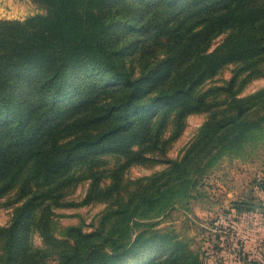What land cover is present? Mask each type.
<instances>
[{"label": "rangeland", "instance_id": "1", "mask_svg": "<svg viewBox=\"0 0 264 264\" xmlns=\"http://www.w3.org/2000/svg\"><path fill=\"white\" fill-rule=\"evenodd\" d=\"M149 1L157 0H0V54L22 50L1 61L18 69L14 99L24 90L29 110L45 92L54 103L47 110L55 108L48 113L64 115L71 97L87 98L63 130L37 144L40 155L57 159L63 152L69 165L53 160L46 175L11 182L6 173L19 169L22 146L13 140L5 150L0 228L17 229L15 245L23 243L39 264H60L61 254L73 250L75 264H264V95L235 121L227 90L231 84L237 98L264 90L262 73L250 76L257 60L264 71V56L244 61L232 46L236 34L253 37L257 24L250 20L264 22V0H164L157 8ZM210 2L213 9L204 11ZM176 57L185 60L182 74L192 71V90L185 85L168 99L159 88ZM146 86L144 97L130 100L133 89L142 94ZM200 97L203 104L178 121L183 104ZM140 105L145 119L124 130V107L139 117ZM82 122L88 133L74 135ZM26 123L16 135L0 128V138L29 137L37 124ZM103 131L110 132L101 142L86 143ZM56 136L73 150L56 146ZM54 186L55 193L42 195ZM5 236L1 231L0 264L7 263Z\"/></svg>", "mask_w": 264, "mask_h": 264}, {"label": "trees", "instance_id": "2", "mask_svg": "<svg viewBox=\"0 0 264 264\" xmlns=\"http://www.w3.org/2000/svg\"><path fill=\"white\" fill-rule=\"evenodd\" d=\"M67 1H75V0H67ZM160 2H164V0H157L154 3H152L151 1L148 2V4L150 3V5H152L153 7H159V3ZM76 3V2H75ZM213 9V2L207 3L204 7L203 10L204 11H211ZM74 13L78 16L79 14L76 12V9L74 11ZM147 10L144 12V19L140 21V26L141 28H145V26H147ZM264 15V13H261ZM259 16V15H258ZM225 20H222V22L224 23ZM251 22H255L257 25H253L252 29H251V33L253 35V37L251 39H249L247 41H242L240 39V37L238 38V35L236 34V38H235V43L233 46V48L236 50L237 53H239L241 56H246V58H244V61H246L248 58L252 59V58H257L258 56H264V22L260 21L258 19H252L250 20ZM83 27H84V32L87 33V27H90V23H88V21H83ZM236 29H238L239 32V36L242 33V28H240L239 26L236 27ZM232 31H236L235 28L233 27ZM22 52V50L20 49H12V50H7L4 51L3 53L1 52L0 54V128L1 129H11L14 130L13 134L16 135V131L18 130H24L26 127H23V125H21L22 120L23 119H27V125H30V121L31 122H35L34 126V132L26 138H13V137H9L6 139L0 138V163L3 159V156L5 155V150L12 147L11 143L13 142V140H17V144H20L22 147L19 150V162H20V167L17 171L10 169L7 173H6V178L11 181H19L20 179V175H27V176H31V177H38L35 175H40V174H47L48 171H46V164H51V162H54L53 160H56V163H60L61 165H69L71 163V160L68 156L64 155L63 152V157L62 154L59 155V157L56 159V157H49L48 154H44V155H40V153L38 152V148L40 147V145L37 144H42V142H48V137L50 135H52L53 133L58 134L61 130L64 129V126H62V123H64L65 121H67L69 118H71L74 115H78L79 113H81L83 111V103L87 100L86 97H83V100L80 98H75V100L72 102V97H71V101L69 102V105L67 106V108L65 109V113L64 115H60L57 112H55L54 114H49L48 110H52L55 109L53 107H50L47 110V104H49L50 106L53 105L54 103L51 101H48V98H50V100H52V96L48 97V95L45 94V92H42L41 95L37 101H35L34 103H32L29 108V110H24L23 106H24V102L22 100V97L20 95H22V93L24 92L21 91L19 89L18 91V97H17V101L14 99V94L11 95L10 93V86L11 83L13 81V78L16 76L18 69L15 67H11L8 66L6 68L2 67L1 65V61H3V58L11 56L13 54H20ZM198 53V52H197ZM180 59H184L183 57H176V60H174V65L175 67L170 70V71H166L162 77L163 80H168L169 82L165 83V84H161L159 90H160V95H168V99L173 98V96L176 94H178L179 90L187 85L185 90H190L191 89V85H190V79L192 76V71H189L187 74H182L181 69L183 67V63ZM188 59L193 60V57L190 55ZM243 60V59H242ZM185 61V60H183ZM256 62V61H255ZM199 73V71H198ZM194 74V77L198 74ZM262 76H264V71L261 70L258 67V60L256 63L251 65V69H250V76L254 77L258 74H261ZM199 75V74H198ZM197 75V76H198ZM196 76V77H197ZM249 76V78H250ZM196 77L193 79V82L195 81ZM38 78V77H37ZM37 78H35V80H37ZM126 78V77H125ZM124 82L130 84V81L128 79H124ZM230 83V82H229ZM83 86H85V83H83ZM174 86H179V89H173ZM136 87V86H135ZM148 87V88H147ZM231 84H229L227 90L230 92L229 96L231 98V102H230V106L235 108V116L236 118H234V120H238V118H241L243 116V113L247 112V110L250 108L249 105H247L249 103V101L252 99H255L256 97L259 96H263L264 95V90H261L251 96L248 97H242V98H237L234 95V92L231 91ZM35 88L32 86V90L34 91ZM150 90V86H146L145 90H143L142 94H139L141 92H138L135 89L132 90L131 92V96H130V100L134 99V97H144L146 92H149ZM175 92L173 94V91ZM192 90V89H191ZM190 90V91H191ZM37 92H40V88L38 87L35 90L36 94ZM181 92V91H180ZM189 93V92H188ZM191 94V92H190ZM79 95V94H78ZM35 97H38V95H35ZM187 98V97H186ZM203 97L200 98H196L193 100V104L191 107H189V103H185L183 104V106L181 107V114H178V121L182 120V112L188 110V111H194L197 110L198 106L203 104L202 102ZM43 106H46L45 112L44 110H42L41 108ZM136 106V105H135ZM210 106H214V104H210ZM59 107V106H57ZM143 106H137V113L139 114V117H135L133 115L132 112V107H124L123 109V114H124V130H126L127 126L130 125L131 123H133L134 121L138 120V118L141 119H145L144 117V113H143ZM95 118V117H94ZM83 121V119H82ZM147 120H144V123ZM213 123H211L210 125H212ZM86 123L82 122L80 125V129L81 131L78 130H74L73 133L74 135L79 132V134L81 133H88L89 128L86 127ZM209 125V126H210ZM208 126V127H209ZM214 126H211V131L213 130ZM110 131H103L100 135L95 136V137H91L89 138V135H87L88 140L86 141V143L89 146H95L97 143L101 142L102 139L107 136L109 134ZM112 132V131H111ZM78 136V135H77ZM57 137V136H56ZM144 141H150L151 139L147 140V137L142 138ZM56 143L55 145L58 147H66V149L71 151L73 150L74 147H70L69 146V142L65 143V144H59L58 143V137L55 138ZM77 142V141H76ZM74 142V143H76ZM81 142V140H79V143ZM159 142V136L154 138V143L158 144ZM153 144V145H156ZM65 145V146H64ZM68 153V151H67ZM37 157V159L34 161L33 158ZM27 160H33V167L28 168H24V165L28 162ZM30 163V162H28ZM41 164V165H38ZM45 164V165H44ZM28 170V171H26ZM26 171V172H25ZM10 172L11 173V177L10 176ZM261 185L263 186L264 189V180L261 182ZM26 186V184L23 186L22 183V187H21V193L22 194H27V190L24 188ZM38 190H42V189H38ZM58 190V186H54V187H48V189L46 191H42V195H48V193H44V192H49V193H55ZM30 192V191H29ZM31 202L32 200H28L26 201V203L24 204L27 208H31ZM25 220V218H24ZM27 221V219H26ZM18 222V218H14V220H12L11 225L12 227L17 226L16 223ZM10 225V227H11ZM8 227V228H10ZM1 231H6V236L5 238H7V249H5V251H3V255L5 261L7 262L6 264H39L38 261L35 259V255L31 254L28 251V248L24 246L23 243H18L17 245H15V242H17V235L19 234L17 232V229L12 228L7 230V228H0V232ZM87 255V253H86ZM85 255L84 258V262L87 260V257ZM114 254H111V256L107 255V257L112 258L114 257ZM4 261V260H3ZM4 261V262H5ZM77 261V256L73 251H65L61 254L60 257V264H75V262ZM165 261H159L156 260L155 263L153 264H162ZM105 264H108V260L105 261Z\"/></svg>", "mask_w": 264, "mask_h": 264}]
</instances>
